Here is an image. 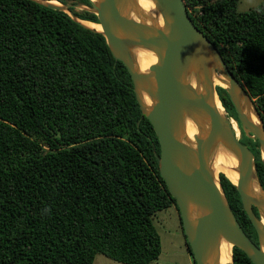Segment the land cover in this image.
I'll return each mask as SVG.
<instances>
[{
    "label": "trees",
    "instance_id": "obj_1",
    "mask_svg": "<svg viewBox=\"0 0 264 264\" xmlns=\"http://www.w3.org/2000/svg\"><path fill=\"white\" fill-rule=\"evenodd\" d=\"M183 1L264 123V0L246 11L239 0ZM216 89L264 188L258 142L244 134L226 90ZM159 152L130 75L100 32L32 0H0V264H92L96 253L125 264L157 259L153 216L176 207ZM218 177L241 227L254 232L236 186ZM232 256L251 264L238 247Z\"/></svg>",
    "mask_w": 264,
    "mask_h": 264
},
{
    "label": "water",
    "instance_id": "obj_2",
    "mask_svg": "<svg viewBox=\"0 0 264 264\" xmlns=\"http://www.w3.org/2000/svg\"><path fill=\"white\" fill-rule=\"evenodd\" d=\"M32 1L64 11L100 32L112 56L126 67L140 111L158 139L159 174L175 200L195 264H234V246L253 264H264V188L255 155L238 137L232 124L237 126L236 120L223 107L216 86L228 93L244 134L257 140L264 164L263 119L216 46L194 24L184 1L150 0L153 11L143 9L138 0H89V5ZM71 7L94 13L101 30L85 24L83 21L90 20L78 18ZM143 49L156 57L146 70L137 60V51ZM219 75L225 85L215 83ZM187 120L196 128L192 138L187 134ZM219 145L236 159L233 169L238 177L233 184L258 245L241 227L215 173L212 155ZM222 241L231 246V260L226 263H221Z\"/></svg>",
    "mask_w": 264,
    "mask_h": 264
},
{
    "label": "rangeland",
    "instance_id": "obj_3",
    "mask_svg": "<svg viewBox=\"0 0 264 264\" xmlns=\"http://www.w3.org/2000/svg\"><path fill=\"white\" fill-rule=\"evenodd\" d=\"M262 1L263 0H239L237 10L246 11L249 8L257 6ZM237 135L242 138L239 128H237ZM220 172L219 169H215L217 177ZM153 223L159 234L161 253L157 259L149 264H192V259L186 248L183 230L180 225L178 210L176 207L172 204L167 208L157 211L153 216ZM92 264L125 263L111 259L102 253H96Z\"/></svg>",
    "mask_w": 264,
    "mask_h": 264
},
{
    "label": "bare ground",
    "instance_id": "obj_4",
    "mask_svg": "<svg viewBox=\"0 0 264 264\" xmlns=\"http://www.w3.org/2000/svg\"><path fill=\"white\" fill-rule=\"evenodd\" d=\"M139 5L147 10L153 11L154 5L150 0H138ZM85 24L94 27L98 30H101V25L99 23L91 22V21H83ZM159 23H161V18H159ZM137 60L141 69L146 70L148 66L156 61L155 55L148 50H138L137 51ZM215 83L225 85L221 81V76L219 75L215 78ZM147 103L150 102V99L146 97ZM187 134L189 137H193L196 132L195 125L190 120H187L186 123ZM233 127L237 132V127L235 126V122L233 121ZM213 165L215 169H219L233 182L237 181V172L233 169L236 165L235 157L222 145L216 147L213 155ZM264 221V219H263ZM220 254H221V263H226L231 260V246L226 242L222 241L220 244Z\"/></svg>",
    "mask_w": 264,
    "mask_h": 264
},
{
    "label": "flooded vegetation",
    "instance_id": "obj_5",
    "mask_svg": "<svg viewBox=\"0 0 264 264\" xmlns=\"http://www.w3.org/2000/svg\"><path fill=\"white\" fill-rule=\"evenodd\" d=\"M235 120H236V119H235ZM236 125H237V127H238V123H237V121H236ZM238 128H239V127H238ZM239 130H240V129H239ZM253 209H254V212L256 213V215L259 217V214H258L257 209H256L255 207H253ZM179 220H180V218H179ZM243 230H244V231L246 232V234L251 238V240H252L256 245H258V238H257V234H256L255 229H254V232H253L252 230H248V229H243ZM184 240H185V238H184ZM185 244H186V242H185ZM186 248H187V251H188V253H189V255H190L191 259H192V264H195V262H194V260H193V257H192V254H190V250H189L187 244H186ZM232 252H233V247H232ZM250 262H251V260H250ZM233 263H234V261H233ZM246 264H248V263L246 262ZM251 264H253V263L251 262Z\"/></svg>",
    "mask_w": 264,
    "mask_h": 264
}]
</instances>
